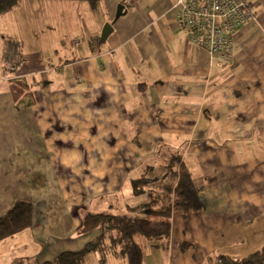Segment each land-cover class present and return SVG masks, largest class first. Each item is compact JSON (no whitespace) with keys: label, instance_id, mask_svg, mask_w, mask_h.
I'll return each mask as SVG.
<instances>
[{"label":"crops","instance_id":"0c3cea01","mask_svg":"<svg viewBox=\"0 0 264 264\" xmlns=\"http://www.w3.org/2000/svg\"><path fill=\"white\" fill-rule=\"evenodd\" d=\"M246 1L254 18L237 32L234 60L229 63L191 44L186 32L176 28V0H19L0 14V71L9 63L18 65L8 79L0 76V216L17 200H27L34 204L35 221L8 238L31 232L33 245H43L42 251L37 248L40 260L80 250L100 234V229L80 230L85 213L93 212L90 202L103 192L122 193L124 200L109 203L112 208L103 213L135 214L130 207L149 204L157 189L163 192L170 177L167 166L175 155L191 172L206 204L186 216L172 211L166 242L172 263L174 259L176 264H215L218 254L242 258L260 250L264 246V0ZM107 24L114 29L101 40ZM12 43L19 49H11ZM25 45L74 48L71 58L53 66L51 58ZM56 48L60 54L62 47ZM63 65L74 69L65 74ZM38 73L45 75L41 90L47 92L50 107L37 103L32 77ZM16 78L27 83L18 99L9 82ZM76 80L85 82L78 95L64 84L76 86ZM61 103H67L62 111ZM63 107L69 109L67 119ZM51 110L59 126L87 123L92 129H105L102 145L109 146L105 150L109 166L102 171L104 187L97 181L101 174L97 138L86 141L94 164L76 175L57 167L59 159L46 146L47 139L35 137L34 132L44 126L45 134L50 131V119L44 114ZM60 140L65 141H55ZM53 160L56 164L50 165ZM161 166L166 172L154 177L161 181L136 186L145 173L133 177ZM66 173L75 181L84 177L86 190H79L72 200L78 203L70 214L59 215L58 223L55 218L52 224L48 217L54 213L55 200L71 196L66 183L57 182ZM33 177L58 183L52 184L53 192L59 190L53 193L60 194L58 199L48 203L45 197L36 198L40 193L50 196L44 188L51 185L49 180L33 182ZM130 182L134 196L131 190L124 191ZM26 193L33 196L27 198Z\"/></svg>","mask_w":264,"mask_h":264},{"label":"trees","instance_id":"16d2710c","mask_svg":"<svg viewBox=\"0 0 264 264\" xmlns=\"http://www.w3.org/2000/svg\"><path fill=\"white\" fill-rule=\"evenodd\" d=\"M18 1L0 0V14L10 10ZM14 43L11 49H19V45H14ZM9 82H11L13 96L17 99L23 96L27 88L26 81L16 78ZM167 172L170 177L167 179L168 182H165L167 187H164V191L166 192H160L166 195L164 199L161 200L160 195V198L153 197L149 204L130 207L135 212L133 215L88 211L84 215L83 226L80 230L88 233L100 229V234L95 239L80 250H65L51 260H35L33 264H86V254L92 250L100 251L101 261L106 260L107 256L112 253L115 257H123L129 264H141L143 248L136 241L137 235L145 236L155 245L166 248L171 231L172 211L180 210L186 216L191 212L201 210L206 204L205 199L194 185L191 172L180 163L178 156H171ZM147 183L149 180L142 177L136 181V186ZM164 201H166L165 206H163ZM149 216H159L160 219L153 220ZM33 220V203L27 200H17L5 214L0 216V241L31 227ZM215 259V264H264V246L246 257L233 258L218 254ZM24 263L25 260L21 259L16 264Z\"/></svg>","mask_w":264,"mask_h":264},{"label":"rangeland","instance_id":"374dc122","mask_svg":"<svg viewBox=\"0 0 264 264\" xmlns=\"http://www.w3.org/2000/svg\"><path fill=\"white\" fill-rule=\"evenodd\" d=\"M70 44V42L68 43ZM61 48V52L60 54H57V48ZM25 45L26 49L32 50L34 52L39 51L40 53H42L44 55V57L46 58H51V62H54L56 66L58 64H62L63 60L65 58H71L72 53L70 52V50H72V48H74V45H66L63 47V45ZM13 47V45H12ZM67 56V57H66ZM69 56V57H68ZM53 60V61H52ZM12 63H9L6 67L7 70H5V72L7 71L6 75L8 76L11 72H15V70H17L18 65H13L14 69H11L12 67ZM63 65L62 68H64V73L67 74L69 73L71 70L74 69L73 66L71 67H67ZM55 68L53 67V70ZM5 75V73H4ZM52 75H54L52 73ZM44 76L42 73H38L36 74V78L32 77V79H36V84L33 86L35 92H36V100L38 105H43L45 107H50L51 103L49 101V98L47 96V92L46 91H42L41 88L43 86V79ZM10 77V75H9ZM65 87L68 90H71L72 92H76V94H80V90L83 89L82 87L85 85V82L80 83V81L76 80V86H70L68 84V82H65ZM61 86V84H57V87L59 88ZM64 104L67 103H61L60 106V110L62 111V106ZM66 113V119L68 117L69 114V109L68 108H64ZM53 110L51 111H46V114H44V117H48L50 119V123H49V128L50 131H48L46 134L44 133L43 129L45 130V126L43 127V129L40 131H35V137H38L40 140H42L43 142L45 141V139H47L48 143H46V146L55 153V157L54 158H58V163H57V167L62 168V170L66 169L67 172H69L68 170H73L76 175H82L83 171L85 168L90 169V165L94 164L93 163V156L92 158L90 157V153L91 151H89V145L86 143V141L89 140H94L95 138H97L99 140L98 143H95L97 145V150L99 152V161H98V169H99V176L97 178L98 181V187H104L105 183H106V177H105V173H102L103 170H106V167L108 168L109 163L107 161V156L106 154V148H108L109 146H105L102 145V143L105 144V135H104V131L105 129H92V125L91 124H81L78 126H69L68 124L65 126H59L58 124H55L53 121L54 116L52 115ZM61 112H59L60 114ZM63 115V112H62ZM35 117V116H34ZM38 122V121H37ZM36 122V124H37ZM40 122V121H39ZM41 124V122H40ZM99 125V124H98ZM50 134L51 138H49L48 135ZM58 138L60 139H65L64 140H60V143L56 142L55 140H57ZM101 140H103V142H101ZM76 143V144H75ZM92 151H93V146H92ZM85 161V162H84ZM56 162L55 160L50 162V165H55ZM108 165V166H107ZM81 170V171H80ZM158 171V172H157ZM157 171H145L142 173H139V175H136L133 178H138V177H142V174H144V176L151 182L152 180H156L159 178H154L157 175H161V173L159 172H164V166H161V168H158ZM166 172V171H165ZM73 175L71 174L70 176H68V173L64 174L63 177L57 178V182L60 183V185H62V182L66 183V187L69 191V193H71V196L73 197V199L71 198V196H65L63 195L65 198L63 201L60 202H64L65 204H63L64 206H59L57 200H55L56 203V207L54 210V213L49 215V220L51 221V223L53 224V220L55 219V223H58L57 217L59 215H64L66 213L70 214V208L72 205L77 204L78 201H72L75 199L76 196H78L79 190L83 191L86 190V188L84 187V185L86 184V179L84 177H80V178H75L77 181L73 180V178H71ZM84 176V175H83ZM41 180H43L44 183H46L47 180H49V185L51 186H47L44 188V190H50V196H47L45 193H40L36 198H41V197H45L43 198L45 200V202H52L54 201V199H58L59 195H53V193H57L58 191H54L53 192V182H55L54 180L50 179V178H45V179H38L33 177L32 181H38L40 182ZM160 180V179H159ZM161 181V180H160ZM82 183V188L79 186V184ZM55 184H58L55 182ZM165 187H167V185L164 183L163 184ZM35 188V185H32ZM137 188V187H136ZM142 188V187H141ZM134 183L132 185V183L130 182L129 184H126L124 191H132V196H134ZM150 188H148L147 190H149ZM158 189L156 190V196H154L155 198H160L161 195V200L165 198V194H160L158 193ZM164 191V189H163ZM166 192V190L164 191ZM43 194V195H41ZM30 196H33V193H26V197L29 198ZM138 197V196H136ZM124 196L121 194L119 195H109L106 192H103L102 194H100L98 196V198L96 200H92L90 203V208L93 212H108V207L112 208L110 206L109 203L113 202V201H123L124 200ZM132 198V197H131ZM132 200L135 204L136 201L133 199ZM139 201H143V197L142 195H140ZM37 202V201H36ZM35 202V203H36ZM168 203V202H167ZM112 204V203H111ZM154 205V204H152ZM166 205V201L163 202V206ZM34 206V204H33ZM74 208V207H73ZM72 208V209H73ZM180 211V210H179ZM114 213H117L116 211H111ZM181 212V211H180ZM195 212V211H194ZM150 218H155L153 216H149ZM34 221V220H33ZM32 225H35V221L33 222ZM52 227V226H51ZM25 232H22L20 234H18L17 238H6L4 240L0 241V264H16L19 260L21 261V259L25 260L24 264H33L35 260L38 261H43L40 260V257L37 254V248H41V251L43 249V245L42 244H35L34 243V237H30L32 234L31 232H26L25 234H23ZM27 237V238H25ZM137 240L138 242L141 244L142 248H143V256H142V263L141 264H176V261L173 259V263H172V259L171 256L169 254L168 256V251L166 248L162 247V246H158L155 245V243H153L152 241H150L149 239H146L144 236L142 235H137ZM86 262L87 264H129V262L124 259L123 257H115L112 253H110L107 257L106 260L101 261V254L99 250H92L89 253L86 254Z\"/></svg>","mask_w":264,"mask_h":264},{"label":"built area","instance_id":"2783aa9c","mask_svg":"<svg viewBox=\"0 0 264 264\" xmlns=\"http://www.w3.org/2000/svg\"><path fill=\"white\" fill-rule=\"evenodd\" d=\"M174 8L176 28L188 41L225 63L234 60L237 32L254 18L246 0H176ZM6 73L0 76L8 79Z\"/></svg>","mask_w":264,"mask_h":264},{"label":"water","instance_id":"95a60500","mask_svg":"<svg viewBox=\"0 0 264 264\" xmlns=\"http://www.w3.org/2000/svg\"><path fill=\"white\" fill-rule=\"evenodd\" d=\"M121 9L123 10V5L121 6ZM113 29L114 28L111 24H107L102 31L101 40H106Z\"/></svg>","mask_w":264,"mask_h":264}]
</instances>
